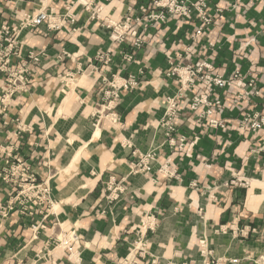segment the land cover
I'll use <instances>...</instances> for the list:
<instances>
[{"label": "crops", "instance_id": "crops-1", "mask_svg": "<svg viewBox=\"0 0 264 264\" xmlns=\"http://www.w3.org/2000/svg\"><path fill=\"white\" fill-rule=\"evenodd\" d=\"M86 1L103 6L100 18ZM40 9L61 25L18 34L19 54L9 56L10 68L29 51L42 57L31 65L30 83L0 100V168L15 158L5 147L13 150L38 182L50 185L53 207L45 202L0 212V264H264V152L256 149L264 130L240 128L246 112L264 113V0H208L212 21L195 38L203 22L196 10L164 22L133 21L145 41L138 49L132 36L125 44L114 41L103 19L158 12L153 0H0V28ZM204 59L214 72L254 78L253 94L239 98L240 86L224 93L213 115L225 127L197 120L203 109H188L186 95L171 147L161 121L178 82L168 72ZM6 74L0 70V99ZM114 74L136 76L139 83L118 98L108 96ZM148 152L156 154L152 171H139L136 163ZM160 164H166L163 172ZM235 176L247 184L224 185ZM111 178L125 187L115 199L107 188ZM17 190L0 179V210ZM148 216L156 224L147 230L146 252L131 254ZM73 231L77 239L60 246L59 238Z\"/></svg>", "mask_w": 264, "mask_h": 264}, {"label": "built area", "instance_id": "built-area-1", "mask_svg": "<svg viewBox=\"0 0 264 264\" xmlns=\"http://www.w3.org/2000/svg\"><path fill=\"white\" fill-rule=\"evenodd\" d=\"M110 1V0H107ZM86 9L93 12V16L100 18V12L103 6L100 3H89L88 1L82 2ZM153 5L159 9L158 12L149 13L144 16H126L121 21L112 19H103V24L111 30V37L119 44H125L128 36L133 37L131 46L135 49L141 48L144 44V39L141 33L133 28V21L140 22L146 18L153 20H159L164 22L167 19V15L190 17L193 11L198 12V16L203 21L199 25L192 38L201 35L204 32L206 25H209L212 18L207 15L208 0H153ZM47 23L50 28L60 27V23L52 19V15L46 9H40L36 14H25L24 17L12 26L3 24L0 28V59L5 58L4 62L0 64V70L7 71L6 84L7 88L1 93V102H6L13 94L25 88L31 81L33 75V68L31 65L39 63L41 61V54L35 51H29L27 58L21 61L18 66L10 68L8 66V58L12 54H19L18 47V34L24 29L36 28ZM210 45H215L210 42ZM189 53L191 49L188 48ZM187 52L186 57H189ZM17 54V55H18ZM125 57L130 60L132 55L126 53ZM101 59L106 62L109 61L107 56L100 55ZM214 65L209 60H199L195 64H175L168 75L174 76L178 82L177 92L173 96L167 97L168 105L165 108L164 117L161 121V125L164 128L165 137L168 140V144L171 147L176 146L177 139L174 137V133L178 132V125L175 119L179 117L181 108L179 107V101L186 95L189 97L188 109L196 111L202 108V112L197 115V120L201 121L207 119L206 123L211 127H225L226 124L223 119L214 117V113L218 111L224 101V93L235 86L242 87V91L238 93V97L250 96L251 87L256 83L254 78L249 81L244 80V76L235 71L233 74L217 73L212 71ZM139 80L136 76L130 75L127 78L116 79V75H113L112 80L109 81L110 88L106 90L108 96L118 98L122 89H130L138 85ZM205 85L207 87L206 92H193L192 86ZM250 87V89H248ZM221 90V91H219ZM221 94H220V93ZM188 93V94H187ZM219 93V94H217ZM255 94H260V91H255ZM116 116V113H113ZM249 127V128H248ZM240 128L259 132L264 130V113L254 111L246 112L240 119ZM179 133V132H178ZM187 136L180 133L179 141L181 146H185ZM258 151L264 152V134L260 138V143L256 148ZM0 151L2 149L0 148ZM6 155L14 156V160L8 165L0 168V179L4 182L13 184L18 187L16 194L8 201L6 206L1 207L2 216H7L15 210H21L23 212L29 211L30 205H41L48 202L51 208L53 207V201L51 200V188L45 181L40 183L37 180V174L30 170L26 160L13 155V150L5 147ZM156 158L154 152H148L136 163L139 171L150 172L152 171L151 162ZM166 168V164H160L159 171L163 172ZM170 176H175L174 172L169 173ZM230 184L239 185L247 184V181L239 176L233 177V179L226 181L224 185ZM107 188L110 191L109 198L115 199L121 192L125 190V187L121 182L115 179H109ZM151 217H147L142 222V228L137 231L138 236L133 240L130 253H145L147 249V230L154 228L156 220ZM37 228V226H33ZM77 234L73 231L69 234L62 235L58 243L60 246L69 247L76 239ZM202 243L204 241L202 240ZM233 262L237 260H232ZM209 264V263H207ZM217 264V263H216Z\"/></svg>", "mask_w": 264, "mask_h": 264}]
</instances>
